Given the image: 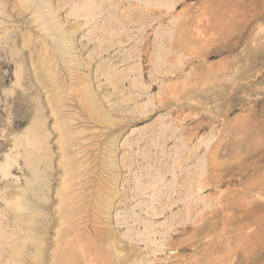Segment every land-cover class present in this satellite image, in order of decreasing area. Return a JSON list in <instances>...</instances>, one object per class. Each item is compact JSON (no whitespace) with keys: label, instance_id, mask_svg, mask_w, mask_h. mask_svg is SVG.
<instances>
[{"label":"rangeland","instance_id":"1","mask_svg":"<svg viewBox=\"0 0 264 264\" xmlns=\"http://www.w3.org/2000/svg\"><path fill=\"white\" fill-rule=\"evenodd\" d=\"M0 264H264V0H0Z\"/></svg>","mask_w":264,"mask_h":264},{"label":"bare ground","instance_id":"2","mask_svg":"<svg viewBox=\"0 0 264 264\" xmlns=\"http://www.w3.org/2000/svg\"><path fill=\"white\" fill-rule=\"evenodd\" d=\"M86 6H87L86 4H85V5H83V7H82V10H85V11H87V10H86ZM89 10H90V9H89ZM193 206H194V205H193ZM194 207H195V206H194ZM93 219H94V218H93ZM82 220H86V221H88V222H89V220H90V219H86V218H84V219H82ZM78 226H79V225H78Z\"/></svg>","mask_w":264,"mask_h":264}]
</instances>
